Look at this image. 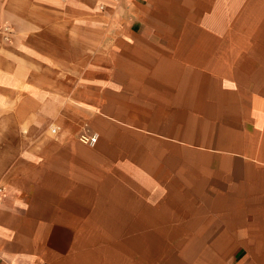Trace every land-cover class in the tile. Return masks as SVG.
Instances as JSON below:
<instances>
[{"label":"crops","instance_id":"obj_1","mask_svg":"<svg viewBox=\"0 0 264 264\" xmlns=\"http://www.w3.org/2000/svg\"><path fill=\"white\" fill-rule=\"evenodd\" d=\"M0 24V264H264V0H0Z\"/></svg>","mask_w":264,"mask_h":264},{"label":"built area","instance_id":"obj_2","mask_svg":"<svg viewBox=\"0 0 264 264\" xmlns=\"http://www.w3.org/2000/svg\"><path fill=\"white\" fill-rule=\"evenodd\" d=\"M112 1L120 2L122 0H112ZM10 32L11 30L8 25L0 24V42L7 41ZM79 139L84 143L94 144L97 141V135L82 133L79 135Z\"/></svg>","mask_w":264,"mask_h":264},{"label":"rangeland","instance_id":"obj_3","mask_svg":"<svg viewBox=\"0 0 264 264\" xmlns=\"http://www.w3.org/2000/svg\"><path fill=\"white\" fill-rule=\"evenodd\" d=\"M11 30V29H10ZM82 133H86V134H95V133H93V132H91V130L87 127V126H85L84 128H82L81 129V131L79 132V135L80 134H82ZM78 138H79V136H78ZM80 140V139H79ZM81 141V140H80ZM162 157H160V159H161ZM182 203V202H181Z\"/></svg>","mask_w":264,"mask_h":264}]
</instances>
